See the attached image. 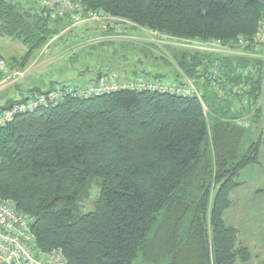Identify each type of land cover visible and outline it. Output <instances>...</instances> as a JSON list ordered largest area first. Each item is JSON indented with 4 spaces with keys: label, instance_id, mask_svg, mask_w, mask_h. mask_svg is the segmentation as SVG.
I'll return each instance as SVG.
<instances>
[{
    "label": "trees",
    "instance_id": "trees-1",
    "mask_svg": "<svg viewBox=\"0 0 264 264\" xmlns=\"http://www.w3.org/2000/svg\"><path fill=\"white\" fill-rule=\"evenodd\" d=\"M34 1L0 0V35L27 49L13 62L20 68L69 25ZM82 3L127 20L131 25L120 26L136 31L189 43L220 40L239 51L167 46L183 70L177 74L186 79L173 83L188 86L191 79L201 98L120 90L67 98L17 116L0 130L1 199L32 216L38 247L61 248L67 264L249 263L251 251L225 223L224 212L235 179L259 162L261 142L252 139L259 110L253 109L264 97V57L252 54H264L257 39L264 31V0ZM100 72L105 74L100 70L90 80ZM204 87L212 92L210 102ZM27 97L11 99L0 110ZM253 112L255 118L244 119ZM215 184L220 186L210 206ZM94 187L96 204L85 211Z\"/></svg>",
    "mask_w": 264,
    "mask_h": 264
},
{
    "label": "rangeland",
    "instance_id": "rangeland-1",
    "mask_svg": "<svg viewBox=\"0 0 264 264\" xmlns=\"http://www.w3.org/2000/svg\"><path fill=\"white\" fill-rule=\"evenodd\" d=\"M23 1L29 3L30 0ZM31 2L35 3L34 0ZM106 17L112 28L119 26L122 21L126 23L122 18L111 19L112 17L108 15ZM68 27L69 25L44 44L24 68L14 65L13 62L15 59L19 61L22 55L26 54V47L17 40L0 35V54L8 61L11 70L18 68L20 71V74L15 77L12 76L13 72L1 75L0 107L11 98L21 97V90L24 94H28L30 90L45 92L64 84L86 83L100 70H104L105 74H139L150 81H158L150 79L152 75L148 76V73L156 72V74H170L168 79L172 83L176 78L178 81H186L183 74H177V70L182 72L183 70L173 60V55L167 48L188 50L203 46L198 43H192V45L179 41L175 37L164 36L163 38V34L159 32L142 28L136 31L129 26L121 25L118 27L120 31L116 28V32H110V27L105 24V21L96 19H88L82 25L80 32L78 29L72 30ZM116 35H118L117 38ZM60 36H65L63 43L59 39ZM122 39L125 40L122 41ZM263 40L264 38L259 41L262 46ZM208 48L214 50L217 47L208 46ZM215 50L222 51L220 48ZM223 51L236 52L230 49H223ZM71 56H77V58L72 59ZM189 80L191 79L187 78V81ZM52 84L55 85L49 89ZM202 91L208 102L212 101L211 90L204 87ZM261 100L264 101V97ZM54 106L51 105V107ZM256 110H259L258 118L253 117ZM253 111V114H246L244 119H256L252 139L255 142H261L259 162L245 167L235 179L237 184L230 192L231 205L224 212L225 223L238 230L240 243L248 247L252 254L249 263L239 260L237 264H264V104H258V109ZM219 186L220 184L213 185L210 206ZM98 195L99 189L94 187L91 198L83 205L85 211L93 210Z\"/></svg>",
    "mask_w": 264,
    "mask_h": 264
},
{
    "label": "built area",
    "instance_id": "built-area-1",
    "mask_svg": "<svg viewBox=\"0 0 264 264\" xmlns=\"http://www.w3.org/2000/svg\"><path fill=\"white\" fill-rule=\"evenodd\" d=\"M40 1L44 7L50 9V16L52 18L68 19L70 23L68 28L72 30L78 29L79 32L80 30L82 31L81 27L88 19L105 21V24L108 27L110 26L106 14L100 11L88 10L82 3V0ZM125 21L130 24L127 20ZM119 26H116V28L118 29ZM263 38L264 31L260 32L257 36L259 41ZM192 43L203 45L202 47L191 48L194 50L222 52L223 49H230L236 51L232 53H237L236 49L224 46L220 40L202 43L191 42L190 44ZM208 46L220 48L222 51L215 50L217 48L211 50ZM252 55L254 57L262 56V54L257 55L256 53ZM7 72H13L12 76L14 77L20 74L18 68L11 70L7 60L0 55V80L1 75ZM187 84L189 85L181 86L169 80L150 81L145 77L127 75L125 73H122V75L101 74L98 79L90 80L86 83L64 84L50 91L35 92L25 100L17 101L9 107L0 110V130L8 126L17 116L33 112L38 108H48L51 105H57L68 96L89 99L120 90H132L136 92L173 93L182 96L196 94L201 98L194 82L189 80ZM34 223L35 220L32 216L19 210L11 201L1 199L0 197V264H67V256L61 248L45 251L38 247L33 229Z\"/></svg>",
    "mask_w": 264,
    "mask_h": 264
},
{
    "label": "crops",
    "instance_id": "crops-1",
    "mask_svg": "<svg viewBox=\"0 0 264 264\" xmlns=\"http://www.w3.org/2000/svg\"><path fill=\"white\" fill-rule=\"evenodd\" d=\"M23 94H24V92H23V90H21V97H19V98H11L12 100H19V99H21L22 97H23ZM29 94V93H28ZM28 94H25V96L27 97L28 96ZM11 99H9V100H11ZM8 102V101H7ZM259 104H264V101H260L259 102Z\"/></svg>",
    "mask_w": 264,
    "mask_h": 264
},
{
    "label": "water",
    "instance_id": "water-1",
    "mask_svg": "<svg viewBox=\"0 0 264 264\" xmlns=\"http://www.w3.org/2000/svg\"><path fill=\"white\" fill-rule=\"evenodd\" d=\"M102 73L99 74V76H101Z\"/></svg>",
    "mask_w": 264,
    "mask_h": 264
}]
</instances>
